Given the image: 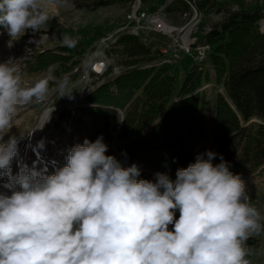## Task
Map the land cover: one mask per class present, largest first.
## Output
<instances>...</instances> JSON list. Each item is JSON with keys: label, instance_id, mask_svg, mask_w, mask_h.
I'll return each mask as SVG.
<instances>
[{"label": "clouds", "instance_id": "clouds-1", "mask_svg": "<svg viewBox=\"0 0 264 264\" xmlns=\"http://www.w3.org/2000/svg\"><path fill=\"white\" fill-rule=\"evenodd\" d=\"M61 3L0 0L8 46L28 30L40 31ZM62 43L76 41L65 36ZM67 88V77L58 79L53 69L29 85L12 59L0 63V170L9 174L2 187L11 192H0V264H249L245 242L264 230V215L223 157L212 163V151L178 169L174 181L157 173L152 182L137 179L135 164L122 167L106 155L101 135L71 147L52 175L23 166L12 176L18 139L4 136L17 112L46 102L50 92L70 97Z\"/></svg>", "mask_w": 264, "mask_h": 264}, {"label": "rangeland", "instance_id": "rangeland-1", "mask_svg": "<svg viewBox=\"0 0 264 264\" xmlns=\"http://www.w3.org/2000/svg\"><path fill=\"white\" fill-rule=\"evenodd\" d=\"M138 1L62 0L60 6L52 9L55 18L42 26L38 32L28 30L13 42L12 47L8 46L10 37L7 31L0 27V63L12 59L20 69L22 81L29 85L44 77L49 69H53L58 79L67 77L68 88L65 91L71 92L70 97L67 95L60 97L59 93L50 92L46 102L27 105L17 112L11 129L4 136L5 142L9 136H15L18 139L17 154L10 168L12 176L19 174L23 166H27L29 171L35 175H52L58 168L65 166L68 155L67 142L75 131L67 125V128L62 130L61 134L59 133L56 122L60 114L67 116V122L71 124V114L80 111V104L85 97L102 85L105 80H112L121 74L126 70L127 64L141 65V62H146V60L167 63L168 73L173 77L176 90H179L188 73L197 74L199 89L193 95H200L201 119L198 135L193 145L191 164L195 163V157L198 155L214 151L216 99L218 96L226 102L227 99L223 88L216 81L215 71L210 61L212 48L208 44V39L210 34L225 22L228 13L233 14L241 10L249 12L261 9L262 15L258 21V27H254L258 33H264V0H209L207 4L200 0ZM134 6H138V11L145 12L151 18L160 19L169 28L177 29V37L181 45L186 43L191 49L195 46H204L209 50L204 53L201 60L194 50L188 54L180 53L177 59L172 60L170 50L164 52V47L169 44L168 39L153 33L146 36L128 34L148 51L146 57L129 56L124 54V49L118 46L105 49L109 41L103 44V40L114 35L119 28L131 23L128 20V14ZM65 36L73 38L76 41L75 46H65L62 43ZM30 39L34 42L29 43ZM42 53L44 57L38 63L35 62L34 58ZM31 60L37 63L33 67L43 65L34 71H29L26 66ZM167 60H172V63ZM97 62L104 64L99 75L92 71V66ZM206 74L209 75L207 82ZM50 87H55V84H50ZM53 106L55 110L48 119V109ZM91 120L90 124L93 127L97 119L92 118ZM122 120L123 113L114 110L108 119L107 127H103L91 140L94 142L102 135L104 143L108 146L105 154L115 155L119 159L121 157L117 154V146L124 143V138H119ZM79 125L82 128V123ZM79 125H77L78 128ZM49 144L53 145L52 150L48 149ZM205 158H207L206 155ZM177 162L180 163V161ZM122 165L124 166L125 163L121 158ZM0 173H2L0 192L10 195L11 192L2 187L8 181L9 174L4 170H0ZM242 179L245 182L248 202L256 207L261 215H264V176L253 175ZM16 189L19 190L20 186L16 185ZM175 218H179V211H176ZM169 228L171 230L172 226L170 225ZM245 247L249 251L246 257L249 264H264V230L253 234L245 242Z\"/></svg>", "mask_w": 264, "mask_h": 264}, {"label": "trees", "instance_id": "trees-1", "mask_svg": "<svg viewBox=\"0 0 264 264\" xmlns=\"http://www.w3.org/2000/svg\"><path fill=\"white\" fill-rule=\"evenodd\" d=\"M200 1L207 4L209 0ZM261 15V9L228 13L208 39L216 81L227 99H216L213 152L217 155L212 163L219 164L222 156L229 170L241 178L264 176V33L256 30ZM110 46L121 47L129 56L148 55L128 33ZM43 57L42 53L35 62ZM152 61L127 64L121 74L105 80L85 97L80 114H71V124L60 114L56 122L59 133L67 125L75 131L67 142L68 150L95 138L117 110L123 113L119 138H124L117 154L125 163L123 167L135 164L139 168L137 179L155 182L156 174L163 173L174 181L177 170L191 164L201 119L200 95H193L199 89V77L188 73L176 90L167 63ZM37 63L31 60L26 67L34 71L43 65L33 67ZM205 79L209 81L208 74ZM92 118L97 119L93 127ZM115 158L121 164V158Z\"/></svg>", "mask_w": 264, "mask_h": 264}, {"label": "built area", "instance_id": "built-area-1", "mask_svg": "<svg viewBox=\"0 0 264 264\" xmlns=\"http://www.w3.org/2000/svg\"><path fill=\"white\" fill-rule=\"evenodd\" d=\"M137 2L139 1L137 0ZM159 23H163V22L160 21V19L156 17L150 18L149 20H142V11H133L131 23L128 25H124L123 27L119 29H128V27H135V29H137V33L141 34L142 36H146L149 33H153V34H158V35H161L167 38L169 44L164 47V50H165L164 52H166L167 50H170L172 60L177 59L180 53L188 54L191 51V48L189 51H180V45H177L176 43V35L178 33L177 29L169 28L166 25L165 27L167 28H159L158 27ZM119 29L114 35L110 36L109 38H106V40L111 41V45L119 37ZM208 50L209 48L203 51H208ZM201 52L202 51H200V53H197V57L198 56L201 57Z\"/></svg>", "mask_w": 264, "mask_h": 264}, {"label": "bare ground", "instance_id": "bare-ground-1", "mask_svg": "<svg viewBox=\"0 0 264 264\" xmlns=\"http://www.w3.org/2000/svg\"><path fill=\"white\" fill-rule=\"evenodd\" d=\"M190 6V5H189ZM193 8V7H192ZM138 6L137 7H132V10H131V12H129V14H128V20H129V22H131L132 21V14H133V11H138ZM194 9V8H193ZM151 17H150V15H148V14H146L145 12H142V20H149ZM158 27L159 28H165V24H163V23H159V25H158ZM164 30V29H163ZM119 33H121V34H119V36H121V35H124V34H138L137 33V29H135V27H132V28H128V29H120L119 30ZM104 41V43L103 44H105L106 43V41H109L108 43H107V45L105 46V49H107V47L109 46V45H111V41L110 40H103ZM176 43H177V45H180V51H189L190 50V47H188V45H186V43H183L182 45L180 44V41H178V37H177V35H176ZM206 49H208L207 47H204V46H201V47H194V49H191V50H194V51H196V53H200V51H202L201 52V57H199V59L201 60V58L204 56V53L206 52V51H203V50H206ZM207 55H208V53L205 55V57H204V59L207 57ZM167 62H172V61H169V60H167Z\"/></svg>", "mask_w": 264, "mask_h": 264}, {"label": "water", "instance_id": "water-1", "mask_svg": "<svg viewBox=\"0 0 264 264\" xmlns=\"http://www.w3.org/2000/svg\"><path fill=\"white\" fill-rule=\"evenodd\" d=\"M103 68H104V64L102 62H97V63H94V65L92 66V71L96 75H99L101 74Z\"/></svg>", "mask_w": 264, "mask_h": 264}]
</instances>
